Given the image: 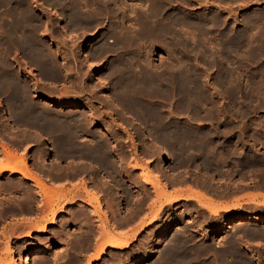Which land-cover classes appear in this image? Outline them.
I'll list each match as a JSON object with an SVG mask.
<instances>
[{"label":"bare ground","instance_id":"6f19581e","mask_svg":"<svg viewBox=\"0 0 264 264\" xmlns=\"http://www.w3.org/2000/svg\"><path fill=\"white\" fill-rule=\"evenodd\" d=\"M27 1L26 0H0V99L5 101L4 105H6V107H4L2 110H0V113H1L0 117L2 118V119H0V155L2 154L1 157L3 158V162L0 161V175L6 172V173H8L7 174L8 175L7 180L9 177V180H8L9 182H7V180H6L5 183L4 182L0 183V191H1L0 196L1 195L4 196V198L1 197V201L3 199H5L6 201L10 199L9 204H11V205L9 206V204L4 203L5 208H6V205H8V206L5 209V211H3V213L1 212V214H4V212H5V215H6L7 211L10 210L11 207L12 208H17V207L23 208V206L27 203L26 202L23 206H20V204H19L20 203L19 201L22 200V197L17 195V193H20L22 188L24 189L22 191L26 192L25 193L26 197H25V195L23 197L24 201L26 198L27 201L29 200L31 202V204H29L27 207L24 206V208L29 209L30 206H33L32 204H34L33 201L35 200V195L38 196L41 194L42 196H44V197L40 196L42 198V200H40V197H39V200H40V202L44 200V204H42V205H45V208L48 207L47 208L49 210L48 212H51L50 213L51 218L48 219V217H46L47 219L44 220V223L42 225H39L38 228L35 227V228H37L36 230L34 228V230L32 229L30 231H25V233L22 232V234L20 233L18 236L15 237V242L20 244V249L17 248L16 250H18V249L21 250V252H19V255L20 254L22 255L23 264H38V261L40 263V259L38 260V258L36 256L47 255L49 249L53 245V242H49V243L42 245L41 243L44 241V238H43V241L41 243L39 242L37 244H33L32 240H33L34 231L40 235L44 234L47 226L54 225L57 222V215L59 213H64L66 210V207L68 205L72 206L73 208L74 207L76 208L75 209L76 211L74 213L72 212L73 214H70L71 212L69 213V211L71 209L68 211V213H69L68 215L69 216L72 215V216H70L69 218H67L65 216L67 218L66 221L68 223L72 219H74L75 222H77V221L80 222L79 220L87 218L86 221H89L91 224V228H93V223L95 221H93L92 218L94 215H92V212L89 209H86V207L89 206V202L91 199L90 200H85V199L82 200L81 197H83L84 194H86L85 196L91 195L92 199L96 203V208L100 211V214L102 216L101 212H103L104 209H103V203L100 199L101 197H103L104 204L106 206L108 204L107 209H110L109 207H111L113 209V211L108 210V211H111V213H112L114 211L119 210V209L117 210V206H118L117 202H119V203L125 202L124 200L131 199L130 194L132 192L130 193V190L135 189L137 187V185H136V183H132V182H134V179L132 181V178L129 175L130 171L128 172L129 169L127 170V172L129 174L128 173L124 174V171H123L124 175L121 176L122 167L125 165L126 161L121 159V158L120 159L115 158L113 156V153H111V147H110L111 146L110 142L112 140L116 142V147H118L119 146L118 144L122 143L121 138L119 136V133L117 134L114 132V130L113 131L109 130L107 128V125L105 128V126L103 125L105 123V121H104V123L102 121L103 124L100 123L101 119H100L99 114H97L98 110L92 109L93 105L91 106L89 104L92 107V108L90 107V109H91L90 110V109H88L89 105L87 107H84L78 101L64 100V99L55 97L54 94L52 93L53 90L55 91L56 89L54 88L55 83L53 82L54 85L50 84L51 83L50 80L54 79V77L56 76V73H59L53 67V66H57V63H56V65H54L52 63L51 57L49 56V54L45 50H43V47H41V45L35 39L34 33L37 29L38 30L40 29V26H41L40 23H42V22L39 23L40 20L37 21L36 17H34L37 14L36 15H32L33 13L31 14V11L29 10L31 8H29V6H28V5H30V3H27ZM35 1L32 0V2H34V3H35ZM106 1H107L106 4L103 3L104 5L101 4L99 6L101 7L103 5L102 8L104 9V7H108L112 3L114 4V6L120 7L121 5H124L127 1H133L134 2V0H113L112 2L110 0H104V2H106ZM167 1H169V0H151V3H153L152 4L153 6L149 5L151 7V9H149V8H148V10L145 9V11H147V12H145L143 10L142 11L139 10L141 12L140 15L138 14L139 18L138 17L136 18L137 14L135 12H133L135 14L134 17L136 20L133 17H131V18H133L134 21L138 20L139 23H137V24H140V26H142V29L140 31L137 29V31H136L137 33H134V34L133 33L129 34L130 32L125 33L126 32V30L124 29L125 27H122L121 24L119 23L121 20L123 22V18H121L123 16V14L121 15V13H122L121 11H123V10H121L120 14H119L121 16L118 17L120 21L118 22L116 20V22H115V23L118 22L120 25L114 24L116 26H113V31L117 32L119 30V32H121V29H124L125 30L124 34L123 33L116 34L112 31L113 34L120 35V37L117 38L116 41H114L115 40L114 37L116 35H114V37L111 36V38H113L114 40L108 41V43H105V41H104L106 38L105 37L103 40L104 42H102L100 45H98L99 44L98 43L97 44L98 46L96 48L93 47L94 49H91L90 55L94 56V58L100 57L103 54H106L107 52H108V56H109V52H111V51L114 52V50L116 49L115 48L116 46H117V48L119 47V51L121 50L120 48H123L125 50L124 53H122L124 50L121 51V53H119V54H121L120 57L116 58L114 61H110L112 64H111L110 71H108L109 73L108 72L106 73V78L104 76L101 78L103 80L108 79L107 75H109V77H110V75H111V77H113L112 78L113 83H111V81H109V84L112 85L109 88L110 93L109 94L107 93V95H104L105 99L102 101L106 102L108 105H110L109 106L110 108H113L114 110H116V112H118L120 114L119 118L117 116H115V117H117V120H119V119L121 120L119 122H122L121 123V125H122L121 131L126 133L127 132L126 129L135 130V131L130 133L131 135L129 137L135 138L136 140H137V138L142 137L144 140H147L148 143L152 144L151 149L153 151V153H152L153 156H155L156 158H158L157 156H159L160 157L159 160L161 162L167 161V159L170 156H172L173 161L174 160L176 161V165L173 166L174 169H179V168H181V166L183 164H188V165H186L187 167L188 166L190 167V165H191L192 168L195 170L194 171L191 168L189 170L190 172H191V170L193 172L200 171L199 173L196 172V177H193L195 179L194 181H192L193 183L196 181V183H198L200 185L209 187L214 182V181H212V183H211L212 177L216 174L219 175L222 172L224 173L223 176H227V178H229V180H230V177H233L235 174H238V175H240L241 178H243V175L245 174V172H243V171H245V169L243 167L254 169L256 167L255 165L258 164V162H256L255 160H257L256 156H258V154H259L258 151H259L260 146L264 149V122L260 121L261 119L260 120H253V119L247 120V118H246L249 116L250 113H254L256 111L258 112L259 109H262V108H260L261 106H259L260 103L258 104L259 108L257 110V105H255L256 102L254 104V103H252V101H250L252 99H249V100L246 99L247 101H244L245 99H242V95L244 96L243 92L246 89L245 86H247V85L250 86V88H249L251 90L250 92L253 91V93H252V95H250V97H252L253 95H259V94H263L262 96H264V11H262L260 9L257 10V8H256L257 11H255V12L253 11L252 13H250L247 17L244 18L243 22L240 21L239 24L241 25V27H239V29L236 28V30H233L231 32L229 31L230 33L223 30V34H222L223 39L221 38L222 39L221 42L223 45H222L221 51L217 52V53L212 52V53L207 54L208 51L206 50L204 43H205V40L208 39L206 36L211 34V31L208 29H205V28H207L205 26H209V27L216 26L218 24L219 18L218 19H216L214 17L200 18L201 16H199L198 18H196V16H195V18H189L191 16L186 18L183 15L184 13L182 14L181 12L176 13L175 17L170 18V16H169L170 13H169L168 16L170 19H168L166 21L164 20L165 21V23H164L165 25H164L161 23V21H160L161 19L159 18V16H162L164 14V12L166 10V5H168V4H165ZM186 1H188V0H185V2ZM218 1L220 2V0H217L216 3H214V4L216 5L218 3ZM42 2H43V4H45V7L47 6V2H48L49 4L51 3L50 4L51 6L55 5V6H58L59 9L63 8L66 15L64 14L65 16L64 17L62 16V17L65 18L67 16V22H68L67 27L71 28V26H73L72 32L76 31L77 28H79V25L81 26V24H83V23H81L80 20L85 19V18L81 19V17L83 15L82 14V9H83L82 5L83 4L85 5L86 0L84 1V3H82V5L79 4L80 3L79 0H78L79 3L75 0L74 1L72 0V2L71 1L69 2V0H43ZM92 2L88 3V1H87L86 3L91 4ZM94 2L95 3H93V5L95 6V4H97L98 2H96V0ZM169 2H167V3H169ZM199 2H200V0H199ZM205 2L207 3V1H205ZM213 2H215V0ZM36 3H37V1H36ZM135 3H138L137 0L135 1ZM208 3H210V2H208ZM258 3H259V1H258ZM186 4H188V3H186ZM186 4H185V6H186ZM38 5H40V4H38ZM50 5H49V7H50ZM131 5L134 6L135 4L133 3ZM180 5H182V4H180ZM87 6H90V5H85V7L83 6L84 9ZM125 6L126 5H124L122 7L125 8ZM128 6L130 7V3L126 7L129 9ZM133 6L131 7V10L135 9L136 6L138 7L137 4L135 7H133ZM58 7H56V8H58ZM100 7H98V4H97L96 8L94 9V12L93 11L91 12L92 8L90 9V12L93 15L92 17H94L96 15L100 16L102 14ZM145 7H147V6H145ZM52 8H54V7L52 6ZM115 8L113 9V11L114 10L116 11ZM86 9H88V8H86ZM106 9L109 13V9L108 8H106ZM106 9H104V12ZM167 9L169 10L168 7H167ZM186 9H188V8H186ZM136 11H138V10L136 9ZM5 12H7V13H5ZM84 12H87V11L84 10ZM110 12H112V10ZM129 12H130V10H129ZM170 12L172 14V10ZM112 13H114V12H112ZM123 13H124V11H123ZM133 13H131L130 15H132ZM3 14L9 15V17H7V15L5 16L7 18V21L5 18L6 22H4ZM108 15L110 16L111 14H108ZM116 15H117V13L115 14V16ZM189 15H190V13H189ZM186 16H188V15H186ZM83 17H85V15ZM103 17H104V14H103ZM112 17H114V14ZM128 18H130V17H128ZM131 18H130V20H133ZM152 18H154L157 21H155ZM87 19H86V22L88 23ZM98 19H99V17H98ZM124 19H125V17H124ZM163 19H165V16L163 17ZM179 19H181V22L184 19L183 22L187 23L186 25H188V27L192 29L188 33L186 32L187 33L186 36L184 35V33L183 34L180 33V31H182L183 29L179 30V33L176 32V31H178V29L181 28L180 27L181 25L179 26L180 28H178V29L176 28L177 30L174 29L175 26L178 27ZM241 19H243V17ZM158 20L160 22H158ZM63 21H64V19H63ZM127 21H128V19H127ZM167 21H168V23H166ZM128 22H127V24H128ZM89 23H91V22H89ZM131 23H132V21H131ZM131 23H130V26H131ZM133 23H135V22H133ZM125 24H126V21H125ZM45 25H47V22ZM93 25L95 27V24H93ZM100 25H102V24H100ZM42 26H43V23H42ZM84 26H82L84 28V30H87V27H86L87 25L85 26L86 29ZM117 26L118 27L120 26V27L117 28ZM67 27L65 26V28H67ZM74 27L75 28L77 27L76 30H73V29H75ZM111 27H110V30H112ZM91 28H92V26H91ZM45 30H47V29H45ZM226 30H227V28H226ZM229 30H232V29H229ZM129 31H130V29H129ZM63 32H64V30H63ZM112 32H110V33L112 34ZM46 33H49V32L47 31ZM110 33H107V34H110ZM66 34L68 35V33H66ZM219 35H221V34H219ZM68 36H70V35H68ZM198 36L202 40L199 39ZM68 38H70V37H68ZM211 40H212V38H211ZM112 42L113 43L115 42V45H113V46L110 45ZM55 43H56V40L54 39V40H50V42L48 44L51 46V45H54ZM157 46L164 47V49L169 47L167 49H169V50L172 49L173 52H177L178 48L181 47L179 49V51L181 52V50L183 48L182 51H185V54L192 55L194 57V63L195 64H192L193 62L191 63L192 60L186 59V58H188V55L186 58H185V56H183L184 58H180L181 56L180 57L178 56L177 57L179 59L178 62H176L177 58L175 56L169 55V57L167 56L168 57L167 60H164V61H166V63H164L161 66H157L153 62L155 60H152V55H154L152 53L156 49ZM46 48H48V46ZM84 49H85V47L81 46V48H80L81 54H84ZM10 50H12V51L14 50V54H18V52H20L21 54H23V56L24 55L27 56L29 58L28 61L30 60V62H28V61H26V62L29 64L33 63L32 65L33 66L35 65L34 67H37V70L39 68L40 75L43 78H46V81H44V80H42L43 82L38 81V80H40L41 77H39V79L36 78L37 79L36 81L42 82V83L38 84L39 87H38V85H37V87H36V85L33 86V89H32L29 85L32 86L34 84H29L30 83L29 80H28L29 85H27L22 79H20L19 76H17L19 74L16 75V74H14L15 72L14 73L10 72L9 67H11L12 65L11 66L8 65V64H10V63H8L9 61L7 62V60H9V59L6 58V56L10 58V55H8V54H11ZM172 51H171V53H172ZM86 53H85V55H86ZM167 53L169 54L170 51ZM112 54L113 53H111V55ZM173 54L174 53H172V55ZM20 56L22 57V55H20ZM106 56L107 55H105L104 57H106ZM230 57H233L234 59H232ZM52 58L54 59V57H52ZM175 58H176V60H174ZM228 58L232 59L233 63L235 62L236 65H238L237 66L238 71H235L236 69L233 70L234 68H231L232 69L231 70L230 68L227 67L231 63ZM23 59H25V58H23ZM92 60H93V58H92ZM237 60H239V61H237ZM14 61L16 62V60H14ZM212 62L219 64V67H220L219 71H218L219 73L217 72V69H216V72L218 74H217V76L214 75V77L210 75L211 73L208 72L209 73L208 74L206 72L209 67L207 66L208 67L207 69L205 67L207 64L212 63ZM244 62L246 64L251 63V64L256 65L255 69L254 70H252V69L247 70L246 68H244L246 66ZM250 66H252V65H250ZM79 67H81L80 64H79ZM197 68L199 69V71ZM136 69L138 70V73H136ZM200 70H202L201 74H203V75L200 74V72H201ZM247 71H248V73H246ZM16 72H18V71H16ZM67 72H69L67 74H70V71H67ZM77 74H79V73H77ZM85 75H87V74H85ZM25 76H27V75H25ZM201 77L203 79H201ZM28 78H29V76H28ZM75 78H77V77H75ZM31 80H32V78H31ZM245 81L247 82L246 83L247 85L245 84ZM26 82H27V80H26ZM82 82H83V80H82ZM31 83H33V82H31ZM34 83H36L35 79H34ZM45 83H47L48 85L49 84L53 85L52 87L54 89L52 91H50L51 86L49 85L50 87L48 89L47 84H45ZM56 85H57V83H56ZM83 85H84V83H83ZM94 86H96V84ZM85 87L86 86H84V88ZM90 87H88V88L90 89ZM71 88H73V87H71ZM46 89L49 90L50 95H49V93L47 95H40L42 97L39 98L40 99L39 105H41V106H39L38 105L39 102L37 103V99H36V101H34V98H36L35 95H38L39 93L32 95V92L35 93V91L38 90L36 92L45 91V93H47ZM65 89H67V88H65ZM218 89H221L223 91V103H222L223 114H222L221 118L217 117L218 114H220V113H217L218 110L214 109V107H212L214 105V103H211L212 101L214 102V100H212V99L214 98V96H216L214 94L215 90L217 91ZM58 90H61V89H58ZM81 90H82V88H81ZM85 90H86V88H85ZM88 90H86V92ZM58 92L60 93L61 91H58ZM65 92H66V90H65ZM65 92H63V93H65ZM75 92H77V90ZM75 92H74V94L77 95ZM90 92H92V91H90ZM247 92H245V93H247ZM71 93H72V91H71ZM77 93H78V95H82L81 94L82 92H80V93L77 92ZM235 94L241 95L239 97V100L241 99L240 101L242 103H244L242 106H240V107L238 106L237 108H235V104L233 105V103H232V105L234 107L231 106V104H230V98ZM59 95H61V94H59ZM71 96H72V94H71ZM259 96H261V95H259ZM69 97H70V95H69ZM83 97H85V96H83ZM152 97H154V98L152 99ZM216 97H218V96H216ZM253 97H255V96H253ZM78 98H80V96ZM121 99H123V100L127 99L126 101L128 102V105H126V104L124 105V103L122 102L123 100H121ZM214 99L216 100V98H214ZM239 100H238V102H239ZM92 101H93V99H92ZM249 102H250V105H248ZM220 103H221V100H220ZM220 103H219V106H220ZM242 103H239V104H242ZM211 104H213V105L211 106ZM262 104H263V101H262L261 105ZM163 105H166L168 109L162 110ZM253 105H255V106H253ZM54 106H57L60 110H56V111L54 110L53 111L52 108ZM262 107L264 109V105H262ZM135 108H138V111ZM215 108H216V106H215ZM219 108H220V110H222L221 107H219ZM220 110L218 112H220ZM102 113H100V114H102ZM215 113L217 115L216 117L219 118L220 121H221V119L223 120V128H222L223 130H218L216 126L213 129H209L210 127L205 128L203 126H199L200 125L199 121H201V120L203 121L205 119L211 120L214 118ZM232 117H234L233 121L230 120ZM245 118H246V120H245ZM236 119L241 120V122L243 119L245 121H243L241 124H239L238 122H236ZM102 120H104V119H102ZM210 120H209V122L212 121V120L211 121ZM109 122L114 123L115 121L114 122L108 121V123ZM205 122H207V121H205ZM212 123H210L209 125L211 126ZM106 124H107V120H106ZM102 125H103V127H102ZM108 127H109V125H108ZM212 127H214V126L212 125ZM114 129H116V128H114ZM233 134L235 136V137H233L234 139L230 138V136ZM221 136L223 138H219ZM9 138L14 139L17 142L15 143V142L9 140ZM8 144L12 147H16V149L14 148V151H12V149H10V147H8ZM21 147H22L23 151L21 150V153H20L18 149ZM29 147L34 148V150L31 152L32 155L30 157V159L32 161V163L30 165H32L33 172L31 171V168L29 169V166H28L29 163H27L29 160V157L26 156V153H25V151L27 149H29ZM263 154H264V152H263ZM47 159H48V161L45 162ZM0 160H2V159H0ZM62 161L63 162L66 161L65 164H61ZM228 161H232L231 163H234V164L236 163V165H237L236 167H241L240 172H238V169H233V168L226 170L225 167H224V169H225V172H224V169L219 167L221 162L227 163ZM255 162H256V164H255ZM47 163H49V164H47ZM173 164H174V162H173ZM262 164H264V163H262ZM116 165H118L119 168H118V170H116L115 176L112 177L110 169L112 167H117ZM127 165H125V166H127ZM125 168H127V167H125ZM138 168H139V166H138ZM161 168H162V166H161ZM230 168H231V166H230ZM160 169H158V171L153 170L152 172H150L151 175H149L148 173H147L148 175L145 173L143 174L141 172L142 173V177L140 180V181H142L141 183L145 184V186L149 185L155 189L154 191H157L156 188L161 183L160 177H163V172H162V170L160 171ZM139 170H140V168H139ZM125 171H126V169H125ZM183 171H184V168H183ZM44 172H47L46 175ZM177 172H178L177 175L179 176L182 171L180 173H179V171H177ZM250 172H252V171H250ZM141 173L138 172V174H141ZM193 174L195 176V173H193ZM183 175L184 174H182V176ZM245 175H247V174H245ZM12 176H17V177H15V179H14V178H11ZM51 176H52V178H51ZM150 176H153L157 180V182H154V180L152 181L151 180L152 177H150ZM205 176L209 177V181L207 180L208 178L207 179L203 178ZM262 176L263 175H261V179H264V178H262ZM47 177H49L48 180L45 179ZM174 177L175 176H173V178ZM210 177H211V179H210ZM248 177H249V175H248ZM180 178L181 177L179 176V179ZM185 178H186V176H185ZM167 179H165V180L163 179V180L165 182H167L166 181ZM169 179H168L167 183L173 181L172 179L169 181ZM245 179L243 178L244 182H245ZM183 180L184 179H181V181L183 182V183L181 182V184H184ZM27 181H31L32 182L31 188L34 187L36 189L33 191L32 195L29 194V191H30L29 190L30 187L28 189L29 185L26 186ZM80 181L82 182L81 183L82 187H80V189L76 190L75 194H71L73 191L71 189H67V187L65 190L64 189L60 190V189L56 188L58 185L59 186H65L67 184L69 185V187L73 188L72 186L78 184V182H80ZM198 181L199 182L201 181L202 184L199 183ZM224 181H225V179H224ZM243 181H240V182L244 183ZM46 182L49 184L46 185ZM228 182L226 181L225 184H227ZM252 182H250V183H252ZM173 183L174 182H172L171 184H168V185H172L170 187L175 189L173 187ZM175 183H176V181H175ZM187 183L190 184V179H189V182H187ZM237 184H238V180H237ZM260 184H262V183H260ZM263 184H264V181H263ZM49 185L51 187H47ZM123 185H125L126 188H123ZM242 185L244 186L245 183ZM254 185H255V183H254ZM175 186H177V185H175ZM193 186L196 187L195 184ZM193 186H191V187H193ZM227 186L229 187V184H227ZM243 186H242L243 189H245L247 187L246 186L244 188ZM230 187H232V185ZM234 187H236V186H234ZM259 187H260V185H259ZM138 188H141V187H138ZM201 188L202 187H200L199 189H201ZM236 188H238V186ZM236 188H234V189H236ZM202 189L204 190L205 188L203 187ZM211 189H210V191H211ZM225 189L226 188H224V190ZM239 189L241 190V188H238V190ZM263 189H264V187H263ZM49 190H51V191L49 192ZM66 190L68 191L67 193L64 192ZM203 190H202V192H203ZM224 190H223V192H224ZM199 191H201V190H199ZM214 191H215V187H214ZM225 191H227V190H225ZM90 192H93V193L90 194ZM115 193H117V195ZM207 194L211 195V194H209V192ZM20 195H22V194L20 193ZM222 195H225V194L223 193ZM191 196L192 197H204L202 195V193H199L198 191H193ZM191 196H187V198H185V196L183 197V196L175 194V193L172 195H168L165 191L163 194L161 193L158 195V193H157V197L155 196L157 198L156 202H158V203L160 202V205H159V207L156 206L157 209L154 210V213L152 212V209H149V210H151L152 214H150V216L147 219H145L144 221L141 222V220H140L141 218L138 219V221L140 220V222H141V225H140L138 232L139 233H141V232L145 233V231H147L149 229L151 231H156V230H160V231H158V233H156L155 236L153 234H152V236H150L151 232H146L147 238L145 237L146 239L141 240L140 243L136 246V248L132 251V253L134 252V254H139L142 256L137 258V259L127 261L124 264H144L146 259L150 256V254L155 253V252H162V254H163V252H164V254H165V252H169V253L170 252L171 253L177 252V255H178V252H180L182 250V246L186 243V241L188 239L185 237L186 238V240H185L182 237H179V235L181 233L179 234L177 232L180 230L182 231L184 228H181V227H185V226L177 227L178 229L174 228L175 229L174 233L177 231L176 233L179 235L177 237L176 236L173 237V233H172V237H170L171 236V229L173 228L172 224L175 221L174 220L175 219V215H174L175 213H173L175 210L174 209L175 207H171L173 209L170 210L169 212H166V214H165L163 212V206L162 205H164L163 203L166 204V202L176 204V203L180 202L181 200H190L192 198ZM211 197H212V195H211ZM88 198L89 197H87V199ZM143 198H144V196H143ZM146 198L144 200L139 199V201L145 202V201H147ZM162 199H164V200L162 201ZM5 200H4V202H5ZM29 201H28V203H29ZM135 201H138V200H135ZM150 201H153V200H150ZM154 201H153V205L155 204ZM203 201L201 200V203ZM206 201H207V197H206ZM40 202H39V204H40ZM198 202H199V200H198ZM201 203H200V205H201ZM207 203H208V201H207ZM0 204H1V202H0ZM135 204H137V203L135 202ZM148 204H150V203H148ZM203 204H205V202ZM210 204H211V200H210ZM212 204H214V203H212ZM3 205H1V207ZM40 205H39V207H41ZM105 205H104V208L106 209ZM202 206L204 208L208 209L210 211V214L215 215V216H217L221 211L228 213L230 215L227 216L225 219L221 220L220 223L217 225V227L209 228V230H210V231L208 230L209 232L206 230L209 235H206V233L202 232L200 239H203V240L204 239H206V240L207 239H213V238H216L220 235H223L224 239H228V240L230 239L231 241H229L228 246L226 244L227 248L225 249L224 254L221 255V257L217 256V258H220L221 261L223 259L224 264H247V262L244 263L245 262L244 259H243L244 260V262H243V260L241 258H239V256H240V254L238 253L239 251L237 252L235 250L233 243L235 242L236 238L239 239V237H242V236L244 237V235H246L249 238H259L260 240H262L261 243L264 244V232L261 231L260 229H259L260 230L259 231L256 228H255V230H253V228H250L247 226V224L249 225L251 223H256L255 224L256 226H259L260 224H264V212L238 213L237 215L233 216L232 213L237 208H239L240 204L239 205L235 204L232 206H226L223 208H220V207L215 206V205H208V204L202 205ZM4 207H2V208H4ZM137 207L138 206H136V208ZM36 208H38V207L36 206ZM42 208H44V206ZM42 208H40V210ZM92 208H93V206H92ZM257 208H264V202L262 204L259 203ZM129 209H130V207H129ZM129 209H128V211H129ZM132 209H131V211H132ZM141 209H143V207ZM147 209L148 208L146 207L145 210H147ZM32 210H33V208H32ZM32 210H31V212H32ZM140 210L138 211L139 213L141 212ZM0 211H2V209ZM38 211L39 210L36 211L37 214L39 213ZM86 211L88 212L87 215L85 214ZM94 211H95V208H94L93 212ZM123 211H125V210H123ZM22 212H24V214H27V213L31 214L29 212L25 213L24 210ZM33 212H35V211L33 210ZM66 212H65V214H66ZM145 212L144 213L141 212V213L145 214ZM188 212H190V211L188 210L187 213ZM45 213H47V212L44 211L43 215ZM106 213H109V212H106ZM111 213H109V214H111ZM117 213H119V212H117ZM134 213L132 214V216L134 215ZM139 213H135V214L140 217ZM180 213L182 214V211ZM180 213L178 212L176 214H180ZM37 214L34 213V215H37ZM109 214H107V216H109ZM130 214L131 213H129V215ZM184 214H186V213L183 212V215ZM31 215H33V214H31ZM31 215H30V217H31ZM111 215H110V217H111ZM186 215H188V214H186ZM101 216H100V218H101ZM123 216L126 217V214ZM132 216H130V217H132ZM144 216L142 215L141 217L143 218ZM73 217H76V218H73ZM97 217L99 218V216H97ZM127 217H128V215H127ZM191 217L189 218V216H188L189 219H191ZM34 218H35V216H34ZM111 218H112V220L115 219L113 216ZM192 218L194 219V217H192ZM124 219L122 221H124ZM95 220L98 221L97 219H95ZM117 220L115 219V221H113L111 223H113V225H114V222H116ZM129 220H130V218H129ZM66 221H65V223H66ZM118 221H120V220H118ZM122 221H120V222H122ZM127 221H128V218H127ZM132 221H133V219H132ZM132 221H129V222H132ZM72 222L75 223L74 221H71V223ZM84 222L85 221H83L81 224L83 225ZM120 222H119V225H120ZM129 222H128V225L130 224ZM133 222H135V220ZM187 222L188 221H186V223ZM31 223H30V225H31ZM85 223L87 224V222H85ZM126 223L127 222L122 223V224L125 226ZM136 223H137V221H136ZM186 223H185V225H186ZM192 224L193 223H191V229L193 228ZM201 224H203V223H201ZM95 225H96V223H95ZM102 225H104V223ZM111 225L112 224H110V226ZM119 225H115V226L117 227ZM121 225L119 227H121ZM123 225H122V227H123ZM177 225H178V223H176V226ZM78 226L81 228L80 224ZM97 226H99V225H97ZM187 226H190V225H187ZM233 226H236V228L234 227L235 228L234 229ZM15 228L19 229L17 227H15ZM31 228H33V227H31ZM80 228H78V229H80ZM12 229H13V227H12ZM101 229H102V227H101ZM127 229H130V228H124V230H127ZM187 229H188V227H187ZM201 229H202V227H201ZM232 229H234V230L232 231ZM263 229H264V227H263ZM22 230H23V228H22ZM95 230H97V229H95ZM98 230H100V228ZM71 231H72V229H71ZM192 231L194 232V230H192ZM199 231H201V230H199ZM237 231H240L243 235H238V236L235 235L236 238L233 239L234 238L233 236H234L235 232H237ZM55 232L58 234L59 231H55ZM66 232H65V236H66ZM104 232L108 233V231H104ZM185 232H188V231H185ZM69 233H72V232H69ZM99 233L100 232H98V234ZM113 233H114V231H113ZM98 234L96 235L97 237H98ZM188 234H186V235L189 237L190 234L189 235ZM53 235L55 236L56 234L53 233ZM58 235H60V234H58ZM62 235H64V234H62ZM68 235L70 237L72 236V234L71 235L68 234ZM75 235L76 234L74 233L73 236H75ZM69 236H68V238H70ZM78 236H79V234H78ZM81 236L82 235H80V237ZM106 236H108V235H106ZM117 236L111 234L110 237H108L109 240L106 241V243H104L103 245H101L100 249L97 251V253H95V256L91 260L89 259L90 261H88L86 264H91V261L100 260L101 257L105 254H109V255L115 254L119 251H123L125 249L130 248L132 242L135 241V239L137 237V236L133 237L132 241H130V240H125L123 237H119V236L117 237ZM207 236H209V237H207ZM97 237H96V239H97ZM66 238L67 237H65L64 241L66 240ZM68 238H67V241H68ZM73 238L75 239L76 237H73ZM82 238H83V236H82ZM82 238H80V239H82ZM4 239L7 240V242H6V246H7L6 247V253L8 255L7 258H9V260L6 264H17L13 259V252L8 247V244H9L8 237L5 236ZM76 239H79V238H76ZM70 240H72V239H70ZM45 241H47V240H45ZM69 243H68V245H69ZM83 243H84V241H83ZM86 243H87V241H86ZM86 243H84V244H86ZM187 244H188V242H187ZM87 245H88V243H87ZM210 245H211L210 242L204 243L202 246L192 249L193 251H191L190 248H189L190 250H188V251L192 252V254H193V252H197L194 254L195 255L198 254L199 258H200V255L203 252L210 251V249L212 247ZM76 247H78V246H76ZM185 247L186 246H183L184 250H185ZM186 250H185V252H186ZM199 252H201V253H199ZM17 253H18V251H17ZM236 253H238L239 256ZM76 254L78 255V252H76ZM205 254L203 253L204 257L207 255V254L206 255ZM210 254H212V252ZM210 254L208 252V255L206 258H208V256ZM213 254H215V253H213ZM216 255H217V252H216ZM218 255H219V253H218ZM157 256H159V255L157 254ZM171 257H172V254H171ZM194 257L195 256H193V258ZM196 257H198V256H196ZM162 258H163V255H162ZM180 258H181V256H180ZM182 258H189V256L188 257L185 256ZM203 258L201 257V259H203ZM43 259L41 257L42 263H43ZM56 259L54 258V260H56ZM167 259H168L167 255H166V257L164 255V260L166 261ZM171 259H174V258L172 257ZM176 259H177V257H176ZM73 260H75V259H73ZM119 260H118V262L120 263ZM186 260L188 262V259H186ZM214 260H215V258H214ZM75 261H77V260H75ZM154 261H153V263H154ZM169 261H170V259H169ZM169 261H168V263H171ZM172 261H174V260H172ZM191 261H193V259H191ZM196 261H200V259L199 260L197 259ZM201 261L205 262L206 259L204 258V261L203 260H201ZM210 261H211V259H210ZM217 261H219V260H217ZM250 261H252L253 264H263V262H264L262 256H260V255H253V257L251 258ZM123 262H125V261H123ZM155 262H157V261H155ZM176 262H174V263H176ZM179 262H181V259ZM207 262H209V261H207ZM213 262L215 263V261H212V263ZM223 262H222V264H223ZM42 263H40V264H42ZM59 263H57V264H59ZM53 264H54V262H53ZM200 264H202V263H200ZM204 264H206V262ZM209 264H210V262H209Z\"/></svg>","mask_w":264,"mask_h":264},{"label":"rangeland","instance_id":"374dc122","mask_svg":"<svg viewBox=\"0 0 264 264\" xmlns=\"http://www.w3.org/2000/svg\"><path fill=\"white\" fill-rule=\"evenodd\" d=\"M27 1V0H26ZM33 1H35V0H33ZM36 1H37V3L38 4H40V5H38L37 3H36ZM35 1V3L34 2H32V0L30 1V0H28L27 1V3H30V5H28L29 6V8H31V9H29L30 11H31V14L32 15H36V16H34V17H36V19H37V21L38 20H40L39 21V23L40 22H42L43 23V26H42V23H40L41 24V26H40V29L37 31H35V39L38 41V43L41 45V47H43V50H45L48 54H49V56L51 57V61H52V63L54 64V65H56V63H57V66H53L54 67V69L55 70H57V72H59V73H56V76L54 77V79H52V80H50V84H53L54 85V83H55V85H54V88L56 89L55 91L53 90L54 88L52 87L53 85H48L47 83H45V84H47V88L49 89V87H50V91H52L53 90V94H54V96L55 97H58V98H61V99H64V100H73V101H78L79 103H81L84 107H87L89 104L92 106L93 105V108L89 105L88 107V109H90V107L92 108V109H96V110H98L97 111V114H99V116H100V123H102V121H103V123H104V121H105V123L103 124L104 126H105V128H106V125H107V128L109 129V130H111V131H113L114 130V132L115 133H119V136H120V138H121V140L123 141L122 143H123V145H124V147L125 146H128V147H131V152H135V153H138L139 152V148H140V142L142 143V142H145L144 140H143V138L142 137H139V138H137V140L135 139V138H131V137H126V135H123V134H120V129H121V127H122V125H115V123H120L119 121H121L120 119L119 120H117V119H115V116H120V114L118 113V112H116V110H114L113 108H110L109 106L110 105H108L106 102H103L102 100H104L105 99V96L104 95H107V93L109 94L110 93V87L112 86L111 84H109V81H111V83H113V81H112V78L113 77H111V75H110V77H109V75H107V78L108 79H101L103 76L106 78V73L108 72V71H110V68H111V62L110 61H114L116 58H118V57H120L121 56V54H119V53H121V51H123L124 49L123 48H120L121 50L119 51V47L117 48V46L113 49L114 50V52L113 51H111V52H109V56H108V52L106 53V54H103L102 56H100V57H96V58H94V56H92V55H90V51H91V49H94V48H96L98 45H100L102 42H104L105 41V43H108V41H113L114 39V41H116V39L117 38H119L120 37V35H116V34H121V33H123L124 34V32H125V30H126V32L125 33H129V34H134V33H137L136 31H137V29L140 31L141 29H142V26H140V24H137V23H139V21L137 20V21H134V19H135V14L133 13V12H135L137 15H136V18L138 17L139 18V15H140V11L139 10H143V11H145V9L146 10H148V8L149 9H151V5L153 4V3H151V0L149 1V0H137V2L138 3H135V1L136 0H134V2L133 1H127L124 5H126L125 6V8H123L122 6H124V5H121L120 7L119 6H114V4L112 3L110 6H108V7H104V9H106V8H108L109 9V13H108V11H107V9L105 10V12H104V9L102 8V6L104 5L103 3H107V1L106 2H104V0H96V2H98L97 4H98V7H100L99 5H101V4H103L100 8H101V12H102V14L100 15V16H94V17H92L93 15H92V11L94 12V9L96 8V6H97V4H95V6L93 5V3H95L94 1L95 0H86V2L88 1V3H90V2H92L91 4H87L86 2H85V5H90V6H87L86 8H88V9H84V7H85V5L83 4L82 5V3H84V1L85 0H79V2H78V0H75V1H77L79 4H81L82 5V8L84 9V10H86L87 12H84V10L82 9V17H81V19L82 18H85V19H82V20H80L81 21V23H83V24H81V26L79 25V28H77V30H76V28L75 29H73V30H76V31H73L72 32V28H73V26H71V28H68L67 27V16L65 17V18H63L66 14H65V11L63 10V8H60L59 9V7L58 6H55V5H52L54 8H52V6L47 2V6L45 7V4H43V0H36ZM39 1V2H38ZM72 2V0H69V2ZM74 1V0H73ZM90 1V2H89ZM111 2L113 1V0H110ZM170 1V0H169ZM169 1H167V2H169ZM181 1V2H180ZM205 1H207V3L205 2ZM214 0H200V2H199V0H188V1H186L185 2V0H171L169 3H165V4H168V5H166V10H165V12H164V14L162 15V16H159V18L161 19L160 21H161V23L162 24H164L165 23V21L166 20H168V19H170V18H172V17H175V14L176 13H184L183 15L187 18V17H189V16H191V17H189V18H195V16H196V18H198L199 16H201L200 18H209V17H214V18H216V19H218V24L216 25V26H214V27H209V26H205V27H207V28H205V29H208V30H210L211 31V34H209V35H207L206 37L208 38V39H206L205 40V47H206V50L208 51V53L207 54H209V53H212V52H214V53H217V52H220L221 51V49H222V42H221V40L223 39V30L224 31H226V32H228V33H230L231 31H233V30H236V28L237 29H239V27H241V25L239 24L240 23V21L241 22H243V20H244V18L245 17H247L250 13H252L253 11L255 12V11H257L258 9H260V10H262V11H264V0H220V2L218 1V3L215 5L214 3H216V1L217 0H215V2H213ZM237 1V2H236ZM250 1V2H249ZM255 1V2H254ZM258 1H259V3H258ZM176 2V3H175ZM180 2V3H179ZM191 2V3H190ZM193 2V3H192ZM195 2V3H194ZM203 2V3H202ZM206 4H205V3ZM208 2H210V3H208ZM262 2V3H261ZM45 3V2H44ZM100 3V4H99ZM129 3H130V7H129V9L128 8H126L127 7V5H129ZM135 4L134 6L133 5H131V4ZM144 3V4H143ZM175 3V4H174ZM186 3H188V4H186V6H185V4ZM201 3V4H200ZM220 3V4H219ZM246 3V4H245ZM256 3V4H255ZM34 4V5H33ZM136 4L138 5V7L136 6ZM140 4V5H139ZM180 4H182V5H180ZM250 4V5H249ZM49 5H50V7H49ZM142 5V6H141ZM150 5V6H149ZM213 5V6H212ZM84 6V7H83ZM135 7V9H132L131 10V7ZM145 6H147V7H145ZM153 6V5H152ZM172 6V7H171ZM56 7H58V8H56ZM116 7V8H115ZM120 9H119V8ZM167 7L169 8V10L167 9ZM50 8V9H49ZM93 10H92V9ZM116 9V11L114 10L113 11V9ZM173 8V9H172ZM178 8V9H177ZM184 8V9H183ZM186 8H188V9H186ZM256 8H257V10H256ZM262 8V9H261ZM90 9H91V12H90ZM112 10V12H114V13H112V12H110L111 10ZM126 9V10H125ZM136 9L139 11H136ZM54 10V11H53ZM60 10V11H59ZM63 10V11H62ZM89 10V11H88ZM121 10H123L124 11V13H123V11H121ZM129 10H130V12H129ZM135 10V11H134ZM172 10V14H171V11ZM57 11V12H56ZM62 11V12H61ZM120 11L122 12L121 13V15L123 14V16L121 17V18H123V22H122V20L120 21L119 20V18L118 17H120L121 15H119L120 14ZM132 11V12H131ZM35 12V13H34ZM57 14H56V13ZM61 12V13H60ZM100 12V11H99ZM119 12V13H118ZM127 12V13H126ZM138 12V13H137ZM145 12H147V11H145ZM167 12V13H166ZM174 12V13H173ZM5 13H7V12H5ZM63 13V14H62ZM91 13V14H90ZM117 13V15L115 16V14ZM129 13V14H128ZM131 13H133L132 15H130ZM169 13H170V15H169ZM189 13H190V15H189ZM248 13V14H247ZM9 14V13H8ZM8 14H3V18H4V22H6L7 21V18L5 17L6 15H7V17H9V15ZM61 14V15H60ZM65 14V15H64ZM103 14H104V17H103ZM108 14H111L110 16L108 15ZM113 14H114V17H112L113 16ZM139 14V15H138ZM188 15V16H186V15ZM59 15V16H58ZM85 15V17H83ZM119 15V16H118ZM126 15V16H125ZM170 16V18H169V16ZM173 15V16H172ZM63 16V17H62ZM106 16V17H105ZM165 16V19H163V17ZM193 16V17H192ZM203 16V17H202ZM243 17V19H241L242 17ZM38 17V18H37ZM88 19H87V18ZM98 17H99V19H98ZM102 17V18H101ZM124 17H125V19H124ZM128 17H133V18H131V19H133V20H130V18H128ZM226 17V18H225ZM5 18H6V21H5ZM108 18V19H107ZM110 18V19H109ZM117 18V19H116ZM120 18V19H121ZM63 19H64V21H63ZM66 19V20H65ZM86 19H87V21H88V23L86 22ZM95 19V20H94ZM127 19H128V21H127ZM152 19H154V18H152ZM158 19V18H157ZM163 19V20H162ZM116 20L121 24V26L122 27H125L124 29H121V32H119V30L116 32V31H113V26H116V25H120L118 22L117 23H115L116 22ZM136 20V19H135ZM155 20V19H154ZM165 20V21H164ZM184 20V19H183ZM183 20H182V22H181V19H179V23H178V27L177 26H175V28L174 29H178V28H180V29H178V31H176V32H178L179 33V30H182V31H180V33H184V35L186 36V34L189 32V31H191L192 29L191 28H189L188 27V25H186L187 23H185V22H183ZM79 21V22H80ZM125 21H126V24H125ZM131 21H132V23H131ZM155 21H157V20H155ZM159 20H158V22H160ZM227 21V22H226ZM239 21V22H238ZM46 22H47V25H45L46 24ZM89 22H91V23H89ZM110 22V23H109ZM113 22V23H112ZM127 22H128V24H127ZM133 22H135V23H133ZM238 22V23H237ZM45 23V24H44ZM53 23V24H52ZM66 23V24H65ZM95 24V27H94V25L93 24ZM130 23H131V26H130ZM166 23H168V21L166 22ZM181 23V24H180ZM100 24H102V25H100ZM112 24V25H111ZM114 24H116V25H114ZM123 24V25H122ZM126 26H125V25ZM225 24V25H224ZM234 24V25H233ZM239 24V25H238ZM45 25V26H44ZM86 26L87 27V30H84V28L82 27V26ZM137 25V26H136ZM165 25V24H164ZM177 25V24H176ZM181 25V26H180ZM183 25V26H182ZM65 26L67 27V28H65ZM84 26V27H85ZM91 26H92V28H91ZM112 26V27H111ZM180 26V27H179ZM234 26V27H233ZM236 26V27H235ZM46 27V28H45ZM83 29H82V28ZM86 27H85V29H86ZM110 27H111V29L112 30H110ZM120 27V26H119ZM118 26H117V28H119ZM121 27V28H122ZM137 27V28H136ZM227 28V30H226V28ZM47 29V30H45V29ZM130 29V31H129V29ZM134 28V29H133ZM234 28V29H233ZM136 29V30H135ZM213 29V30H212ZM229 29H232V30H229ZM45 30V31H44ZM63 30H64V32H63ZM70 30V31H69ZM124 30V31H123ZM132 30V31H131ZM135 30V31H134ZM186 30V31H185ZM49 32V33H46V32ZM69 31V32H68ZM114 33H116V34H113V32ZM123 31V32H122ZM184 31V32H183ZM230 31V32H229ZM37 32V33H36ZM44 32V33H43ZM110 32H112V34L110 33ZM187 32V33H186ZM46 33V34H45ZM66 33H68V35H70V36H68ZM107 33H110V34H107ZM37 34V35H36ZM122 34V35H123ZM219 34H221V35H219ZM74 35V36H73ZM109 35V36H108ZM114 35H116L115 37H114ZM73 36V37H72ZM111 36L112 37H114V39L113 38H111ZM216 36V37H215ZM38 39H37V38ZM68 37H70V38H68ZM106 37V38H105ZM199 37V36H198ZM197 37V38H198ZM215 37V38H214ZM104 38H105V40H104ZM211 38H212V40H211ZM222 38V39H221ZM56 40V45L54 44V45H49L48 43L50 42V40ZM199 39H201L200 37H199ZM40 40V41H39ZM42 40V41H41ZM59 42H58V41ZM77 40V41H76ZM104 40V41H103ZM202 40V39H201ZM47 41V42H46ZM73 41V42H72ZM43 44H42V43ZM99 43V44H98ZM113 43V42H112ZM110 44V45H115V42L113 43V44ZM219 43V44H218ZM221 43V44H220ZM45 44V45H44ZM47 44V45H46ZM98 44V45H97ZM67 45V46H66ZM211 45V46H210ZM48 46V48H46ZM81 46H84L85 47V49H84V54H81L80 53V48H81ZM50 47V48H49ZM94 47V48H93ZM208 47V48H207ZM160 48V49H159ZM167 48H169V47H167ZM167 48H165L164 49V47H160V46H157L156 47V49L153 51V53L152 54H154V55H152V60H155V61H153L154 62V64L155 65H157V66H161V65H163L164 63H166V61H164V60H167V58L169 57V55L170 56H175L176 58L179 56H181L180 58H184L183 56H185V58L187 57V55H188V58H186V59H190V60H192L191 61V63L192 64H195L194 63V57L192 56V55H189V54H185V51H182L183 50V48H182V50H181V52L179 51V49L181 48V47H179L178 48V53L177 52H173L172 51V49H167ZM59 49V50H58ZM126 49V48H125ZM213 49V50H212ZM79 50V51H78ZM127 50V49H126ZM170 51V53L168 54L167 52H169ZM212 50V51H211ZM12 50H10V53L11 54H8V55H10V58L9 57H7L6 56V58L7 59H9V60H7V62L8 63H10V64H8V65H12L11 67H9L8 69L10 70V72H12V73H14V74H19V75H17V76H19L20 77V79H22L27 85H29V84H34V85H29L32 89H33V86H35L36 85V87H37V85L40 83H42L43 81L42 80H44V81H46V78H43L41 75H40V71H39V68H38V70H37V67H34L32 64L33 63H31V64H29V63H27L26 61H28V57L27 56H23V54H21L20 52H18V54H14V50L11 52ZM67 51V52H66ZM89 51V52H88ZM167 51V52H166ZM171 51H172V53H174L173 55H172V53H171ZM88 54H87V53ZM117 54H116V53ZM125 52V50L122 52V53H124ZM79 53V54H78ZM85 53H86V55H85ZM111 53H113L112 55H111ZM61 54V55H60ZM64 54V55H63ZM76 54V55H75ZM81 54V55H80ZM116 54V55H115ZM183 54V55H182ZM20 55H22V57L23 58H25V59H23ZM84 55V56H83ZM105 55H107L106 57H104ZM116 57H115V56ZM123 55V54H122ZM16 58H15V57ZM87 56V57H86ZM168 56V57H167ZM52 57H54V59L52 58ZM65 57V58H64ZM86 57V58H85ZM238 57V56H237ZM16 60V62L13 60ZM92 58H93V60H92ZM176 58L174 59V60H176ZM230 58H232V59H234L233 57H230ZM230 58H228L229 60H230V62L232 63H228L229 65L227 66L228 68H234L233 70H235V71H238V69H237V66L238 65H236V63L234 62L233 63V60L232 59H230ZM68 59V60H67ZM86 59V60H85ZM163 59V60H162ZM82 60V61H81ZM92 60V61H91ZM95 60V61H94ZM232 60V61H231ZM11 61V62H10ZM163 61V62H162ZM179 61V59L177 58V60H176V62H178ZM237 61H239V60H237ZM25 62V63H24ZM28 62H30V60L28 61ZM94 62V63H93ZM96 62V63H95ZM156 62V63H155ZM245 63V62H244ZM79 64H80V66L81 67H79ZM16 65V66H15ZM31 65V66H30ZM245 67L244 68H246L247 70L249 69H252V70H254L255 69V66L256 65H254V64H251V63H245ZM250 65H252V66H250ZM254 65V66H253ZM33 66V67H32ZM61 66V67H60ZM91 66V67H90ZM209 68H208V67ZM250 66V67H249ZM58 69H57V68ZM206 69L208 68V70L206 71L207 73L209 72V73H211L210 75L211 76H213L214 77V75H216L217 76V74L219 73L218 71H219V64H217V63H214V62H212V63H209V64H207L206 66ZM217 67V68H216ZM12 68V69H11ZM109 68V69H108ZM142 68V67H141ZM79 69V70H78ZM87 69V70H86ZM198 69V68H197ZM216 69H217V72H216ZM245 69V70H246ZM74 70V71H73ZM215 70V71H214ZM232 70V69H231ZM16 71H18V72H16ZM67 71H70V74H67V73H69V72H67ZM77 71V72H76ZM198 71H199V69H198ZM201 72H200V74L202 73V70H200ZM84 72V73H83ZM86 72V73H85ZM216 72V73H215ZM22 73V74H21ZM77 73H79V74H77ZM109 73V72H108ZM136 73H138V70L136 69ZM208 73V74H209ZM246 73H248V71L246 72ZM30 74V75H29ZM85 74H87V75H85ZM25 75H27V76H25ZM80 75V76H79ZM201 75H203V74H201ZM25 76V77H24ZM28 76H29V78H28ZM33 76V77H32ZM215 76V77H216ZM22 77V78H21ZM39 77H41L40 78V80H38V81H42V82H38V81H36L37 79H39ZM57 77V78H56ZM75 77H77V78H75ZM81 77V78H80ZM88 77V78H87ZM24 78V79H23ZM31 78H32V80H31ZM35 79V82L36 83H34V79ZM37 78V79H36ZM59 79V80H58ZM74 79V80H73ZM83 80V82H82V80ZM86 79V80H85ZM89 79V80H88ZM201 79H203L202 77H201ZM26 80H27V82H26ZM30 81V83H29V81ZM78 80V81H77ZM108 80V81H107ZM104 81V82H103ZM31 82H33V83H31ZM54 82V83H53ZM74 82V83H73ZM29 83V84H28ZM56 83H57V85H56ZM83 83H84V85H83ZM247 82L245 81V84H246ZM74 84V85H73ZM92 84V85H91ZM96 84V86H94ZM103 85V86H102ZM247 85V84H246ZM57 86V87H56ZM84 86H86L85 88H86V90H88L89 88L88 87H90V91H92V92H90L89 90L86 92V90H85V88H84ZM38 87H39V85H38ZM69 87V88H68ZM71 87H73V88H71ZM93 87V88H92ZM106 87V88H105ZM246 87V89H245V91L243 92V94H244V96L242 95V99H245L244 101H247V100H249V99H252V100H250V101H252V103H254L255 104V102H256V104L255 105H257V110H258V104H259V106H261L260 108H262V109H259L258 110V112L256 111V112H254V113H250L249 114V116L248 117H246L247 118V120H249V119H253V120H260V121H262V122H264V109H263V107H262V105H264V96H262L263 94H259V95H261V96H259V95H253V96H255V97H250V95H252V93H253V91L252 92H250L251 90L249 89L250 88V86H245ZM244 87V88H245ZM248 87V88H247ZM52 88V89H51ZM65 88H67V89H65ZM81 88H82V90H81ZM38 89V88H37ZM48 89H46L47 90V93H45V91H43V92H36V91H38V90H36L35 91V93L34 92H32V95L33 94H36V93H39L38 95H35L36 96V98H34V101H36V99H37V103H38V105L40 104V97H42V96H40V95H47L48 93H49V90ZM58 89H61V90H58ZM73 89V90H72ZM65 90H66V92H65ZM72 91V93H71V91ZM77 90V92H82L81 94L82 95H78V93L77 92H75ZM248 92H247V91ZM58 91H63V92H65V93H59ZM220 91V92H219ZM69 92V93H68ZM74 92L77 94V95H75L74 94ZM218 92V93H217ZM222 92V93H221ZM245 92H247V93H245ZM51 93V94H52ZM67 93V94H66ZM72 94V96H71V94ZM86 93V94H85ZM221 93V94H220ZM52 94V95H53ZM59 94H61V95H59ZM216 96H218V97H216V96H214V98H216V100L213 98L212 100H214V102L212 101H210L211 103H214V105L213 104H211V106L212 107H214V109H217L218 111L220 110V108L219 107H221L222 108V110H220V112H218L217 110V113H220V114H218V116L216 115V113H215V116H214V118L213 119H205V120H201V121H199L200 122V125L199 126H203V127H210L209 129H213V128H215V126L217 127V129L218 130H223L222 128H223V120L221 119V121H220V119L219 118H217V117H220L221 118V116H222V114H223V105H222V103H223V91L221 90V89H218L217 91L215 90V93H214ZM237 94V93H236ZM233 95L231 98H230V104H231V106H233L234 104H235V108H237L238 106L240 107V106H242L244 103H242L240 100H239V97L241 96V95ZM49 95H50V93H49ZM69 95H70V97H69ZM75 97H74V96ZM221 95V96H220ZM80 96V98H78ZM83 96H85V97H83ZM257 97V98H256ZM263 97V98H262ZM85 98V99H84ZM95 98V99H94ZM99 98V99H98ZM101 98V99H100ZM154 97H152V99H153ZM263 100H262V99ZM92 99H93V101H92ZM151 99V98H150ZM247 99V100H246ZM254 99V100H253ZM258 99V100H257ZM260 99V100H259ZM220 100H221V103H220ZM238 100H239V102H238ZM89 101V102H88ZM237 101V102H236ZM262 101H263V104L261 105V103H262ZM5 101H3V100H1L0 99V110H2L4 107H6V105H4L5 103H4ZM258 102V103H257ZM2 103V104H1ZM88 103V104H87ZM92 103V104H91ZM218 103V104H217ZM219 103H220V106H219ZM232 103H233V105H232ZM239 103H242V104H239ZM228 104V103H227ZM218 105V106H217ZM248 105H250V102L248 103ZM247 105V106H248ZM255 105H253V106H255ZM39 106H41V105H39ZM215 106H216V108H215ZM57 106H54L53 108H52V110L54 111H56V110H60L58 107L56 108ZM109 107V108H108ZM234 107V106H233ZM168 108H167V106L166 105H163V107H162V110H167ZM91 110V109H90ZM100 110V111H99ZM261 110V111H260ZM102 113V114H100V113ZM108 112V113H107ZM222 112V113H221ZM257 113V114H256ZM1 114V113H0ZM217 116V117H216ZM258 116V117H257ZM254 117V118H253ZM246 118H245V120H246ZM0 119H2L1 117H0ZM86 119V118H85ZM102 119H104V120H102ZM230 119V118H229ZM233 119H234V117H232L230 120L231 121H233ZM242 119V118H241ZM263 119V120H262ZM106 120H107V124H106ZM209 120L211 121V122H209ZM244 119L242 120V122L243 121H245ZM108 121H112V122H114V123H111V122H109L108 123ZM205 121H207V122H205ZM218 121V122H217ZM213 122V123H212ZM236 122H238L239 124H241L242 122H241V120H239V119H236ZM5 123V122H4ZM122 123V122H121ZM202 123V124H201ZM210 123H212L211 124V126L209 125ZM112 124V125H111ZM204 124V125H203ZM208 124V125H207ZM222 124V125H221ZM103 125H102V127H103ZM108 125H109V127H108ZM212 125L214 126V127H212ZM114 126V127H113ZM119 128H118V127ZM114 128H116V129H114ZM127 130V132H126V134L127 135H131L130 133L131 132H133V131H135V130H131V129H126ZM117 131V132H116ZM125 134V133H124ZM232 136V137H231ZM230 136V138H233V137H235L234 136V134L233 135H231ZM219 138H223L222 136L221 137H219ZM125 139H127V142H124V140ZM234 139V138H233ZM136 140V141H135ZM139 143V144H138ZM7 145V144H6ZM8 147H10V149H12V151H14V148L16 149V147H12V146H10L9 144H8ZM258 148V147H257ZM32 149V150H31ZM125 149H127L126 147H125ZM19 150V152L21 153V150L23 151V149H22V147L21 148H19L18 149ZM34 150V148L33 147H29V149H27L26 151H25V153H26V156H28L29 157V160H28V162L27 163H29L28 164V166H29V169L31 168V171L33 172V169H32V165H30L31 163H32V161H31V159H30V157H31V155H32V151ZM16 151V150H15ZM29 152V153H28ZM259 154H258V156H256V158H257V160H255L256 162H258V164H256V162H255V168L254 169H250V168H247V167H243L244 169H245V171H243V172H245V174H247V175H243V178L245 179V182L243 181V178H241L240 177V175H238V174H235L233 177H230V180H229V178H227V176H223V172L221 173V174H219V175H214L213 177H212V180H211V183H212V181H214L213 182V184H211V186H209V187H207V186H203V185H200V184H198V183H196V181L193 183L192 181H194L195 179L193 178V177H196V172H200V171H196V172H193L192 170H194L193 168H192V166L190 165V167L188 166H186V165H188V164H183L182 166H181V168H179V169H174L173 168V166H175L176 165V161L174 160L173 161V157L172 156H170L168 159H167V161H165V162H161L159 159H160V157L159 156H157L158 157V159H147V160H142V159H139L138 157H137V155H134L133 154V158H131V159H127L126 160V162H125V165H127V166H125V167H127V168H125L124 166L122 167V174H121V176H123L125 173L127 174L129 171V175H130V177L132 178V181H133V179H134V182H132V183H136V185H137V187L135 188V189H131L130 190V197H131V199H126V200H124L125 202H117V204H118V206H117V210L118 211H114V212H112L111 213V211H113V209L111 208V207H109L110 209H107V207H108V204H107V206L104 204V201H103V197H101L100 199H101V201H102V203H103V212H101L102 213V216H101V214H100V211L96 208V203H95V201L92 199V197H91V195H87V196H85L86 194H84V196L83 197H81V199L83 200V199H85V200H90V202H89V206H87L86 207V209H89L91 212H92V215H94L93 216V221H95L94 223H93V228H91V224H90V222L89 221H86V219L87 218H85V219H81V220H79L80 222H75V220L74 219H72L71 221H74L75 223H71V221L68 223L67 221H66V219L67 218H69L70 216H72V215H68L70 212V214H73L76 210V208L74 207H72V206H70V205H68L67 207H66V210H65V212H66V214H65V212L64 213H59L58 215H57V222L54 224V225H52V226H47V228H46V230H45V232H44V234H42V235H40V234H38L37 232H35L34 231V234H33V240H32V243L33 244H37V243H41L42 241H43V238H44V241L41 243L42 245H44V244H46V243H49V242H53V245L51 246V248L49 249V251H48V254L47 255H45V256H36L37 258H38V260L40 259V263H42V260H41V257H42V259H43V263L42 264H53V262H54V264H57V263H59V264H86L88 261H90L94 256H95V253H97V251L100 249V247H101V245H103L104 243H106V241H108L109 240V238L108 237H110V235L112 234V235H115V236H119V237H123L125 240H130V241H132V238L133 237H135V236H137L136 237V239H135V241H133L132 242V244H131V247L130 248H128V249H125V250H123V251H119V252H117V253H115V254H105V255H103L102 257H101V259L100 260H98V261H91V264H124V263H126L127 261H131V260H134V259H137V258H139V257H141L142 255H139V254H134V252L132 253V251L136 248V246L140 243V241L141 240H143V239H146L147 238V236H146V232H151V235L150 236H152V234L155 236L156 235V233H158V231H160V230H156V231H151L150 229L149 230H147V231H145V233L143 232H141V233H139L138 231H139V228H140V225H141V222L142 221H144L145 219H147L149 216H150V214H152L151 213V210H149V209H152V212L154 213V210L155 209H157V207H159V205H160V202L158 203V202H156L157 201V193H158V195L159 194H163L164 193V191L168 194V195H172V194H178V195H181V196H185V198H187V196H191L192 195V192L193 191H198L199 193H202V195L204 196V197H190L191 199L190 200H181L180 202H178V203H176V204H172V203H170V202H166V204L165 203H163L164 205H162L163 206V212L166 214V212H169L170 210H172L173 208H171V207H175L174 209V212L173 213H175L174 215H175V221L173 222V224H172V229H171V236L170 237H172V233H173V237L174 236H178L180 233V235H179V237H182L183 239H185L186 240V238L188 239L187 241H186V245L184 244L183 246H186L185 247V250H186V252H185V250L183 249V246H182V250L180 251V252H178V255H177V252H173V253H169V252H165V254H164V252H163V254H162V252H155V253H151L150 254V256L146 259V261L144 262V264H167L168 263V261H169V259H170V261L169 262H171V263H168V264H173L174 262H176V263H174V264H200V263H202V264H204L205 262H206V264L208 263L209 264V262H210V264H222V262H223V259H222V261H221V259L220 258H217V256L219 257H221V255H223L224 254V251H225V249L227 248V246H228V244H229V241H231L230 239L228 240V239H224L223 238V235H220V236H218V237H216V238H213V239H200V236H201V233L202 232H204V233H206V235H209L208 234V232L210 231L209 230V228H211V227H217V225L220 223V221L221 220H223V219H225L227 216H229L230 214H228V213H225V212H223V211H221L217 216H215V215H212V214H210V211L208 210V209H206V208H204L202 205H215V206H218V207H220V208H223V207H226V206H232V205H235V204H240V206H239V208H237L233 213H232V215L234 216V215H237L238 213H248V212H251V213H258V212H264V208H257L258 207V204L259 203H263L264 202V189H263V187H264V184H263V181H264V179H261V175H263L262 176V178H264V164H262V163H264V154H263V152H264V149L260 146V148H259ZM28 154V155H27ZM2 155V154H1ZM1 155H0V159H2V160H0V161H2L3 162V158L1 157ZM259 159V160H258ZM136 160V161H135ZM261 160V161H260ZM48 161V159L45 161V162H47ZM150 161H152V162H150ZM65 162L66 161H62L61 162V164H65ZM167 162H169V165L168 166H166V164H167ZM173 162H174V164H173ZM230 162V163H229ZM232 161H228L227 163H225V162H221V164H220V168H223L224 169V167H225V169L226 170H228V169H238V172H240V169H241V167H236L237 165H236V163L234 164V163H231ZM161 163V164H160ZM260 163V164H259ZM144 164V165H143ZM163 164V165H162ZM223 164V165H222ZM137 165V166H136ZM172 165V166H171ZM258 165V166H257ZM138 166H139V168H140V170H139V168H138ZM161 166H162V168H161ZM185 166V167H184ZM222 166V167H221ZM230 166H231V168H230ZM235 166V167H234ZM229 167V168H228ZM258 167V168H257ZM126 169V171H125V169ZM161 168V169H160ZM183 168H184V171H183ZM192 168V170H191V172L189 171L190 169ZM263 168V169H262ZM124 169V170H123ZM129 169V170H128ZM137 169V170H136ZM158 169H160V171L162 170V172H163V177H160L161 178V183L159 184V186H157V191H154L155 189L153 188V187H151V186H149V185H146L145 186V184H143V183H141L142 181H140L141 180V177H142V173L144 174H149V175H151V173L150 172H152L153 170H157L158 171ZM225 169H224V172H225ZM259 169V170H258ZM127 170H128V172H127ZM145 170V171H144ZM169 170V171H168ZM123 171H124V174H123ZM173 171V172H172ZM175 171V172H174ZM177 171H179V173H180V179H179V176L177 175L178 174V172ZM195 171V170H194ZM247 171V172H246ZM250 171H252V172H250ZM138 172H142L141 174H138ZM168 172V173H167ZM186 172V173H185ZM190 172V173H189ZM202 172V171H201ZM6 173V172H5ZM3 173V174H1L0 175V183H5V181L7 180V174L8 173ZM170 173V174H169ZM174 173V175H172ZM177 173V174H176ZM189 173V174H188ZM193 173H195V176H194V174ZM261 173V174H260ZM147 174V175H148ZM182 174H184L183 176H182ZM140 175V176H139ZM237 175V176H236ZM248 175H249V177H248ZM133 176V177H132ZM173 176H175L174 178H173ZM185 176H186V178H185ZM247 176V177H246ZM15 177H17V176H12L11 178H14L15 179ZM150 177H152L151 178V180L153 181L154 180V182H157V180L153 177V176H150ZM169 179V181L172 179L173 181H171V182H169V183H167L168 182V179ZM183 177V178H182ZM139 178V179H138ZM177 178V179H176ZM190 179V184L189 183H187V182H189V179ZM202 178V177H201ZM200 178V179H201ZM203 178H205V179H207L208 181H209V177H203ZM223 178V179H222ZM165 179H167L166 181L167 182H165L164 180ZM175 179V180H174ZM181 179H184L183 181H184V184H181ZM186 179V180H185ZM210 179H211V177H210ZM224 179H225V181H224ZM256 179V180H255ZM8 180H9V177H8ZM7 180V182H9ZM180 180V181H179ZM202 180V179H201ZM237 180H238V184H237ZM243 181L244 183H245V185L243 186L242 184H244V183H242V182H240V181ZM13 181V180H12ZM164 181V182H163ZM175 181H176V183H175ZM226 181L228 182L227 184H229V187L232 185V187H228L227 186V184H225L226 183ZM253 181V182H252ZM172 182H174L173 183V187L175 188V189H173V188H171L170 186H172V185H168V184H171ZM199 182V181H198ZM250 182H252V183H250ZM262 183V184H260V183ZM81 181L80 182H78V184H76V185H74V186H72L73 188H71V187H69V185L67 184V185H65V186H57L56 188H58V189H60V190H62V189H66V187H67V189H71L73 192L71 193V194H75L76 193V190H78V189H80V187H82L81 186ZM166 183V184H165ZM183 183V182H182ZM199 183H201V181L199 182ZM242 183V184H241ZM254 183H255V185H254ZM49 183H47L46 182V185H48ZM177 185V186H175V185ZM180 184V185H179ZM196 185V187L195 186H193V185ZM202 184V183H201ZM226 186H225V185ZM237 184V185H236ZM260 185V187H259V185ZM29 185V186H28ZM31 185H32V182L31 181H27V184H26V186H28V189H29V187H30V191H29V194H33V191L34 190H36L34 187H32L31 188ZM144 185V186H143ZM182 185V186H181ZM193 186V187H191V186ZM199 185V186H198ZM215 187V191H214V187ZM238 186V188H241V190L239 189L238 190V188H236V187H234V186ZM241 185V186H240ZM262 185V186H261ZM77 186V187H76ZM125 185H123V188H126V186L124 187ZM143 186V187H142ZM166 186V187H165ZM169 186V187H168ZM240 186V187H239ZM242 186L245 188L246 186V188L245 189H243L242 188ZM252 186V187H251ZM47 187H51L50 185L49 186H47ZM77 189H76V188ZM138 187H141V188H138ZM146 187V188H145ZM195 187V188H194ZM200 187H204L205 189L203 190L202 188L201 189H199ZM212 189H211V188ZM258 187V188H257ZM262 187V188H261ZM26 188V187H25ZM75 188V189H74ZM138 188V189H137ZM181 188V189H180ZM183 188V189H182ZM191 190H190V189ZM194 188V189H193ZM209 188V189H208ZM224 188H226L225 190H227V191H225L224 190ZM234 188H236V189H234ZM140 189V190H139ZM210 189H211V191H210ZM229 189V190H228ZM22 190H24L23 188H22ZM21 190V191H22ZM160 190V191H159ZM164 190V191H163ZM171 190V191H170ZM175 190V191H174ZM179 190V191H178ZM199 190H201V191H199ZM202 190H203V192H202ZM208 190V191H207ZM223 190H224V192H223ZM233 192H232V191ZM20 191V193L23 195H20V193H17V195H19L20 197H22V200H20L19 202V204H20V206H23L26 202L28 203V201H27V199L25 198V201H24V199H23V197H24V195H25V197H26V192L25 191H22L21 192ZM51 190H49V192H50ZM170 191V192H169ZM64 192H68L67 190L66 191H64ZM154 192V193H153ZM160 192V193H159ZM209 192V194H211L212 195V197H211V195H208L207 193ZM0 193H1V191H0ZM24 193V194H23ZM91 193H93V192H90V194ZM147 193V194H146ZM225 194V195H222V194ZM228 193V194H227ZM116 195H117V193H115ZM144 194V195H143ZM228 195V196H227ZM44 197V196H42L41 194L40 195H38V196H36L35 195V200L33 201L34 202V204H32L33 206H30V210L29 209H27V208H24V206L25 207H27L29 204H31V202L29 201V203L26 205H24L23 206V208L21 209V211L20 212H18V214H16V215H12V217L11 218H7V214L5 215V212H4V214H1V212L3 213V211H5V209L7 208V206L8 205H6V208L4 207L5 206V204L7 203V204H9V200H5V199H3L2 201H1V197L2 198H4V196H0V202H1V204H0V207H1V205H3L4 203V205L2 206V207H4V208H0V210L2 209V211H0V263L1 264H6L7 262H8V260H9V258H7L8 257V255H7V253H6V242H7V240H5L4 238H5V236L6 237H8V241H9V244H8V247L11 249V251L13 252V259H14V261L17 263V264H23V262H22V255L20 254L19 255V252H21V250H19L20 249V244L19 243H16L15 242V237L16 236H18L20 233L22 234V232L23 233H25V231H30V230H34V228L35 227H39V225H42L43 223H44V220H46L47 218L46 217H48V219H50L51 218V215H50V213L51 212H48L49 210L47 209L48 207H46L45 208V205H42V204H44V200L43 201H41L40 202V200H42V198L41 197ZM143 196H144V198H143ZM156 196V197H155ZM227 196V197H226ZM39 197H40V200H39ZM87 197H89L88 199H87ZM91 197V198H90ZM147 197V198H146ZM206 197H207V201H208V203H207V201H206ZM210 197V198H209ZM28 198V197H27ZM147 199V201H142V200H144V199ZM152 198V199H151ZM189 198V197H188ZM196 198V199H195ZM209 198V199H208ZM139 199H142L141 201L142 202H140L139 201ZM252 199V200H251ZM4 200H5V202H4ZM135 200H138V201H135ZM150 200H155L154 201V205H153V201H150ZM164 199H162V201H163ZM198 200H199V202L201 203V200L203 201L202 203H201V205H200V203L198 202ZM210 200H211V204H210ZM237 200V201H236ZM32 201V200H31ZM92 201V202H91ZM94 201V202H93ZM138 204H135V202ZM263 201V202H262ZM24 202V203H23ZM32 202V203H33ZM39 202H40V204H39ZM43 202V203H42ZM130 202V203H129ZM134 202V203H133ZM139 202V203H138ZM144 202V203H143ZM205 202V204H203ZM3 203V204H2ZM38 203V204H37ZM143 203V204H142ZM148 203H150V204H148ZM169 203V204H168ZM212 203H214V204H212ZM92 204V205H91ZM134 204V205H133ZM142 204V205H141ZM11 204H9V206H10ZM39 205L41 206V207H39ZM91 205V206H90ZM95 205V206H94ZM104 205L106 206V209L104 208ZM132 205V206H131ZM149 205V206H148ZM200 205V206H199ZM36 206L38 207V208H36ZM44 206V208H42ZM92 206H93V208H92ZM126 208H125V207ZM136 206H138L137 208H136ZM152 206V207H151ZM157 206V207H156ZM33 208V210L35 211V212H33V210H32V208ZM89 207V208H88ZM129 207H130V209H129ZM140 207V208H139ZM143 207V209H141ZM146 207L148 208L147 210H145L146 209ZM177 207V208H176ZM40 208H42L41 210H40ZM94 208H95V211L93 212V210H94ZM121 208V209H120ZM133 208V209H132ZM202 208V209H201ZM4 209V210H3ZM26 209V210H25ZM71 209V210H70ZM92 209V210H91ZM128 209H129V211H128ZM131 209H132V211H131ZM138 209V210H137ZM141 209V210H140ZM182 209V210H181ZM261 209V210H260ZM25 211V213H27V212H29V213H31V214H33L34 215V213L35 214H37V210H39L38 212L40 213H38L37 215H34L35 216V218H34V216L33 215H31V214H24V212H22V211ZM31 210H32V212H31ZM70 210V211H69ZM97 210V211H96ZM108 210H111V211H108ZM123 210H127L126 212L125 211H123ZM141 211V212H145V214H142L141 212V214L138 212V211ZM144 210V211H143ZM190 211V212H188L187 213V211ZM41 211V212H40ZM44 211H46L47 213H45L44 215H43V212ZM68 211H69V213H68ZM131 211V212H130ZM139 213V215H140V217L138 216V215H136L135 213ZM182 211V214L180 213ZM73 212V213H72ZM87 212V211H86ZM85 212V214L87 215L88 214V212L86 213ZM106 212H109V213H111V214H109V213H106ZM117 212H119V213H117ZM124 212V213H123ZM128 212V213H127ZM180 213V214H176V213ZM183 212H185L186 214H188V215H186V214H184L183 215ZM90 213V212H89ZM96 213V214H95ZM117 213V214H116ZM129 213H131L130 215H129ZM134 213V215L132 216V214ZM190 213V214H189ZM105 214V215H104ZM107 214H109V216H107ZM115 214V215H114ZM126 214V217L125 216H123V215H125ZM193 214V215H192ZM30 215H31V217H30ZM39 215V216H38ZM41 215V216H40ZM43 215V216H42ZM99 216V218H100V216H101V218L99 219L97 216ZM110 215H111V217L113 216L116 220L118 219V220H120V221H122L124 218V221H122V222H120V221H116V222H114V225H113V223H111V222H113V221H115V219L114 220H112V218L110 217ZM118 215V216H117ZM120 215V216H119ZM127 215H128V217H127ZM136 215V216H135ZM144 216L143 218L141 217V216ZM181 215V216H180ZM220 215V216H219ZM26 216V217H25ZM67 218H66V217ZM107 216V217H106ZM130 216H132V217H130ZM181 218H180V217ZM188 216H189V218L192 216V217H194V219L191 217V219H189L188 218ZM117 217V218H116ZM136 217V218H135ZM183 217V218H182ZM24 218V219H23ZM42 218V219H41ZM73 218H76V217H73ZM105 220H104V219ZM123 218V219H122ZM127 218H128V221H127ZM129 218H130V220H129ZM141 218V219H140ZM27 219V220H26ZM95 219H97L98 221H96ZM111 219V220H110ZM132 219H133V221L135 220V222H133L132 221ZM138 219H140L141 220V222H140V220L138 221ZM34 220V221H33ZM42 220V221H41ZM110 220V221H109ZM182 220V221H181ZM17 221V222H16ZM65 221H66V223H65ZM83 221H85V222H87V224L84 222V224L82 225L81 223ZM129 221H132L134 224L136 223V221H137V223L134 225L132 222H129ZM179 221V222H178ZM186 221H189V222H187L186 223ZM32 222V223H31ZM100 222V223H99ZM119 222H120V225L122 224V223H125V222H127L126 224H125V226L123 225V227L124 228H130V229H127V230H124V228L122 227V225H121V227H119L120 225H119ZM128 222L130 223L129 225H128ZM139 222V223H138ZM28 223V224H27ZM30 223H31V225H30ZM37 223V224H36ZM95 223H96V225H95ZM104 223V225H102ZM132 223V224H131ZM176 223H178V225L176 226ZM180 223V224H179ZM185 223H186V225H185ZM191 223H193L192 224V229H191ZM201 223H203V224H201ZM208 223V224H207ZM63 224V225H62ZM80 224V226H81V228L78 226ZM110 224H112L111 226H110ZM254 224V225H253ZM256 223H251V224H247V226L248 227H250V228H253V230H255V228L256 229H260L261 231H263L264 232V229H263V227H264V224H260L259 226H256L255 225ZM73 225V226H72ZM97 225H99V226H97ZM115 225H119V226H115ZM132 225V226H131ZM174 225V226H173ZM187 225H190V226H187ZM28 228H27V227ZM30 226V227H29ZM63 226V227H62ZM65 226V227H64ZM68 226V227H67ZM76 226V227H75ZM114 226V227H113ZM130 226V227H129ZM181 226H185V227H181ZM12 227H13V229H12ZM15 227H17V228H19V229H16ZM26 227V228H25ZM31 227H33V228H31ZM80 228V229H78V228ZM90 227V228H89ZM98 227V228H97ZM101 227H102V229H101ZM177 227H181V228H184L182 231L180 230V231H176L177 233H179V234H177L176 232L174 233V230L175 229H178ZM187 227H188V229H187ZM201 227H202V229H201ZM236 228V226H233V228ZM260 227V228H259ZM22 228H23V230H22ZM37 228H35V230L37 229ZM100 228V230H98ZM122 228V229H121ZM175 228V229H174ZM207 228V229H206ZM234 228V229H235ZM15 229V230H14ZM26 229V230H25ZM29 229V230H28ZM63 229V230H62ZM71 229H72V231H71ZM77 229V230H76ZM90 229V230H89ZM95 229H97V230H95ZM180 229V228H179ZM234 229H232V231L234 230ZM76 230V231H75ZM121 230V231H120ZM192 230H194V232L192 231ZM199 230H201V231H199ZM208 232H207V231ZM259 230V231H260ZM55 231H59L58 232V234H60V235H58ZM61 231V232H60ZM66 232V236H65V232ZM72 232V233H69V232ZM104 231H108V233L107 232H103ZM113 231H114V233H113ZM185 231H188V232H185ZM223 231V230H222ZM249 231V230H248ZM13 232V233H12ZM63 232V233H62ZM98 232H100L99 234H98ZM5 233V234H4ZM53 233L54 234H56L55 236L53 235ZM74 233L76 234L75 236H73L74 235ZM79 234V236H78V234ZM107 233V234H106ZM118 233V234H117ZM121 233V234H120ZM139 233V234H138ZM155 233V234H154ZM185 233V234H184ZM190 235H189V234ZM4 234V235H3ZM11 234V235H10ZM62 234H64V235H62ZM68 234H72V236L73 237H76V238H79V239H74L72 236V238L68 235ZM98 234V237L96 236ZM144 234V235H143ZM177 234V235H176ZM186 234H188L189 235V237L186 235ZM80 235H82L83 236V238L85 239H83L82 238V236L80 237ZM106 235H108V236H106ZM122 235V236H121ZM238 236V235H243L240 231H237V232H235V234H234V238L233 239H235L236 238V236ZM68 236L70 237V238H68ZM117 236V237H118ZM149 236V237H150ZM191 236V237H190ZM11 237V238H10ZM35 237V238H34ZM65 237H67L68 238V241H67V238H66V240L64 241V239H65ZM96 237H97V239H96ZM146 237V238H145ZM186 237V238H185ZM207 237H209V236H207ZM42 240H41V239ZM56 238V239H55ZM80 238H82V239H80ZM94 238V239H93ZM40 239V240H39ZM60 239V240H59ZM70 239H72V240H70ZM74 239V240H73ZM35 240V241H34ZM45 240H47V241H45ZM57 240V241H56ZM84 241V243H86V241H87V243H88V245H87V243L86 244H84L83 243V241ZM261 241L262 240H260L259 238H249V237H247L246 235H244V237L242 236V237H239V239L238 238H236V240H235V242L233 243V245H234V248H235V250L240 254V256H239V254L238 253H236V254H238V256H239V258H241L242 260L244 259L245 260V262H244V260H243V262L244 263H246L247 262V264H253L252 263V261H250L251 260V258L253 257V255H260V256H262V258H263V260H264V244H262L261 243ZM70 242V243H69ZM170 242V241H169ZM187 242H188V244H187ZM210 242V246H212L211 247V249H210V251H207V252H203L204 254L206 253L207 255H208V252H209V254L212 252V254L213 253H215V254H210L209 256H208V258H206L207 257V255L204 257L203 256V253L200 255V258H199V255L198 254H194V253H197V252H193V254H192V252H190V251H188V250H190L191 249V251H193L192 249H194V248H197V247H200V246H202L204 243H209ZM68 243H69V245H68ZM81 244V245H80ZM201 244V245H200ZM226 244H227V246H226ZM76 246H78V247H76ZM17 248H19L18 250H16ZM190 248V249H189ZM132 249V250H131ZM17 251H18V253H17ZM131 251V252H130ZM183 251V252H182ZM76 252H78V255L76 254ZM80 252V253H79ZM83 252V253H82ZM188 252V253H187ZM192 254H190V253ZM216 252H217V255H216ZM222 252V253H221ZM82 253V254H81ZM180 253V254H179ZM199 253H201V252H199ZM218 253H219V255H218ZM66 254V255H65ZM77 256H76V255ZM157 254L159 255V256H157ZM163 255V258H162V255ZM170 254V255H169ZM171 254H172V257L174 258V259H171L172 257H171ZM190 254V255H189ZM161 255V256H160ZM164 255H165V257H166V255H167V257H168V259L165 261L164 260ZM215 255V256H214ZM20 256V257H19ZM128 256V257H127ZM180 256H181V258H180ZM188 257L189 256V258H182V257ZM193 256H195L194 258H193ZM196 256H198V257H196ZM35 257V256H34ZM35 257V258H36ZM60 259H59V258ZM77 257V258H76ZM156 257V258H155ZM176 257H177V259H176ZM179 257V258H178ZM201 257L203 258H205L206 259V261L205 262H202L201 260H203L204 261V258L203 259H201ZM210 257V258H209ZM215 258V260H214V258ZM246 257V258H245ZM20 260H19V259ZM54 258L56 259V260H54ZM79 258V259H78ZM126 258V259H125ZM158 258V259H157ZM199 260L200 259V261H196L197 259ZM73 259H75V260H77V261H75V260H73ZM90 259V260H89ZM120 259V260H119ZM125 259V260H124ZM157 259V260H156ZM180 259H181V262H179L180 261ZM186 259H188V262H187V260ZM191 259H193V261H191ZM210 259H211V261H210ZM37 260V261H38ZM58 260V261H57ZM118 260L120 261V263L118 262ZM157 261V262H155V261ZM172 260H174V261H172ZM195 260V261H194ZM217 260H219V261H217ZM19 263H18V262ZM73 261V262H72ZM76 263H75V262ZM111 261V262H110ZM123 261H125V262H123ZM152 261V262H151ZM153 261H154V263H153ZM207 261H209V262H207ZM212 261H215V263L213 262L212 263ZM71 262V263H70ZM160 262V263H159ZM164 262V263H163ZM200 262V263H199ZM39 263V261H38V264H40ZM223 264H224V262H223ZM263 264H264V262H263Z\"/></svg>","mask_w":264,"mask_h":264},{"label":"flooded vegetation","instance_id":"af4514ba","mask_svg":"<svg viewBox=\"0 0 264 264\" xmlns=\"http://www.w3.org/2000/svg\"><path fill=\"white\" fill-rule=\"evenodd\" d=\"M121 100H123V99H121ZM127 100V99H126ZM125 99L122 101L123 103H124V105L126 104V105H128V102L126 101ZM137 111H138V108H135ZM118 118H119V116H117ZM117 117H115V119H117ZM119 124V126L121 125V122L120 123H116L115 125H118ZM122 128V127H121ZM120 131V134H123V135H126V137H128V136H130V135H127L125 132H122L121 131V129L119 130ZM125 133V134H124ZM9 140H11V141H13V142H17V141H15L14 139H10L9 138ZM144 140V139H143ZM145 142H140V148H139V152L138 153H135V152H131V147H128V146H125L127 149H125V147H124V145H123V143H121V144H118L119 146L118 147H116V142L115 141H111L110 142V144H111V153H113V156L115 157V158H117V159H123V160H127V159H131V158H133V154L134 155H137V157L139 158V159H142V160H147V159H158V158H156L155 156H153V151H152V149H151V146H152V144H150V143H148L147 142V140H144ZM121 142H123L122 140H121ZM124 142H127V139H125L124 140ZM128 143V142H127ZM139 144V143H138ZM150 162H152V161H150ZM47 164H49V163H47ZM169 165V162H167V164H166V166H168ZM117 167H112L111 169H110V172H111V175H112V177L113 176H115V172H116V170H118V168H119V166L118 165H116ZM120 171V170H119ZM154 171H156V170H154ZM109 172V173H110ZM45 173V175H46V173L47 172H44ZM177 174V173H176ZM172 175H174V173L172 174ZM48 178L49 177H47V178H45L46 180H48ZM51 178H52V176H51ZM32 186V185H31ZM22 208H20V207H17V208H10V210L9 211H7V218H11L12 217V215H15V214H17L20 210H21ZM189 222V221H188Z\"/></svg>","mask_w":264,"mask_h":264}]
</instances>
